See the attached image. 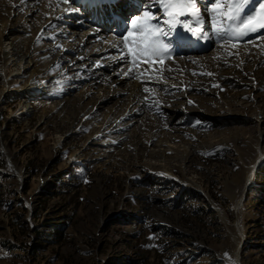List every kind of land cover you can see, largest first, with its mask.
I'll return each instance as SVG.
<instances>
[{
    "label": "rangeland",
    "instance_id": "obj_1",
    "mask_svg": "<svg viewBox=\"0 0 264 264\" xmlns=\"http://www.w3.org/2000/svg\"><path fill=\"white\" fill-rule=\"evenodd\" d=\"M16 3L0 0V24L15 23L2 49L16 50L14 63L0 74V91L3 79L44 86L27 92L24 106L33 107L27 117L21 115L23 97L0 107V264H264V127L261 160L244 188L258 157L250 122L254 116L264 121V40L233 46L215 37L217 44L204 53L217 49L215 65L196 63L189 77L170 73L180 58L168 37L170 51L159 58L133 62L125 48L121 71H138L149 91L134 119L124 120V135L111 134L109 148L105 130L115 105L92 111L90 101L80 99L98 96L89 86L72 90V106L59 104L52 94L64 70L56 68V57L68 43L34 46L31 37L52 13L44 5L46 12L28 18L27 9H13ZM19 30L30 31L29 41ZM177 31L182 40L185 31ZM38 48L50 54L42 58ZM26 61L22 76H13ZM181 93L189 112L168 121L159 106ZM146 137L166 145L165 161L151 156L156 147L145 146Z\"/></svg>",
    "mask_w": 264,
    "mask_h": 264
},
{
    "label": "bare ground",
    "instance_id": "obj_2",
    "mask_svg": "<svg viewBox=\"0 0 264 264\" xmlns=\"http://www.w3.org/2000/svg\"><path fill=\"white\" fill-rule=\"evenodd\" d=\"M13 1H15V0H13ZM16 1L19 3H16L15 6L13 5V9L14 8H16L18 10L19 9H24V10L27 9L26 11H24V13L27 14L28 18L33 13H34V15H35V13H37L40 16V14L42 13L41 11H43L45 9V8L43 9L44 5L46 6L47 11L52 13L49 18L47 17L48 19L46 21H44V23H42V22H41L42 24L40 23L41 25L39 26L38 30L31 37L30 40L32 43H34V46L36 45L40 48L41 46H43V42L48 43V41H49V42L53 43L58 39H61L64 41L66 40V43H68V47L66 49H61L59 57H56L57 58V62H56L57 67L56 68L58 69V67L60 66L59 70H62V71L64 70V73L62 72V75L60 72H59L60 74H58L59 78L60 77L62 78L63 84L61 86H57L56 88H54L55 92H54V94H52V95H54V98H56V99H58V101H60L59 104L61 102H63L62 104H64V105H71L72 106V104H70V102H68L69 98H67V97H71L70 95H71V92H73L72 90L77 89L79 86L80 87L81 86H83V87L89 86L90 89H93V88L97 89L98 96H92V95L86 96L85 95L84 97L81 96L80 99H81V101H87V102L90 101L91 105H89V106H90L91 110L93 109V110L97 111L102 106H104L105 104H109V103H112V105H115V107L113 106L115 112L110 117V122H108V125H106L107 127H109V128H107V130L109 129V131H111V129H110V127H111L112 131L110 133L107 130H105V133L108 136H110V140H109L110 142H108V144H107L110 148V146H112V144H114V142H115V138L113 139L111 134L118 133L121 135V133H123L122 134V136H123L124 135V132H123L124 128L123 127L126 126V122L124 120H126V119L130 120V118H133V115L135 114V112H139L140 108L144 104L143 88L146 87V85L148 83L139 77L138 71H136L135 73L133 72L130 75L129 74L126 75L125 77H127V78H124V76H119L121 73L123 74V72L121 70L124 67H121V65L125 62H123L124 59H123V61L121 60V57L119 55L121 53V48L117 47V46L121 45V41H120L119 37L125 35L126 30H128L131 27L129 24V19L132 16L137 15V14L142 15L143 4H145L147 2V0H116L114 5H108L107 3H104V0H68L67 3H65L64 0H26L25 3H21V0H16ZM9 2H10V0H9ZM211 2H212V0H208L209 4ZM7 3H8V1H7ZM198 3L201 4V0H198ZM10 5L11 4L9 3V6H8L9 8H10ZM38 5H39V8H38ZM4 6L5 5L3 3V7ZM138 7H141L140 11L135 12L136 8H138ZM0 8H2L1 5H0ZM152 11L155 13H159L160 9L153 8ZM19 14L24 15L23 13H20V12H19ZM16 15H18V14H16ZM48 16H49V14H48ZM33 17L34 16H32V18ZM65 17L67 18V20L64 21V24H66L67 26H65L64 27L65 29L63 30V28H60L61 27L60 25H61V22H63V18H65ZM6 18H8V17H6ZM23 18H25V17H23ZM32 18H31V21L36 20V19H32ZM164 18H166V17H164ZM205 19L207 20V17H205ZM25 20H27V18ZM95 20H96V22H95ZM20 21H19V23H21ZM23 22H25V21L23 20ZM13 23L14 22L12 20L8 19V20H3L2 23L0 24V74H3L5 66L7 65V63H9V64L14 63L13 59L16 56V50L14 48H11L9 51L6 52V49L4 51L2 49V45H1L5 41L11 40V33L10 32H11V30L15 24V23L14 24ZM96 23L97 24L100 23V24L97 25ZM152 23H156V21L154 20V21H152ZM24 25H25V23H24ZM36 25H38V24H36ZM15 27H17V25H15ZM22 28H24V27H22ZM205 28L208 31V35L211 36V38H209V39H197V37L192 36L191 33H186V32L183 33V39L182 40L181 39L177 40L178 36L176 33H173L170 37H168V39H170L174 44H177L176 48L179 51L177 54L179 56L178 58H180L179 61H177L175 64H173L174 65L173 71L172 72L169 71L171 74L185 71V74L189 77L192 73L191 69L196 63L197 64L200 63L201 66L202 65H207V66L215 65V60H212V58H214L215 53H216L215 51H217V49L215 51L209 52L208 54H204V53L208 52V50L210 48H213V44H217V41L215 40L216 36H214V39H213V36L211 34V29H210V23L205 24ZM29 29H30V27H29ZM23 30H19V33L21 34V36L25 37L27 39V41H29L28 39L31 36V34L28 35V33L30 31L27 33V31L25 32ZM38 31H39V33H38ZM176 32L180 33L177 31V29H176ZM38 37H41L39 42L37 39ZM48 37H55V38L49 39ZM58 42H59V40H58ZM51 43H50V45H51ZM242 43H244V42H242ZM56 47L57 46H55L54 48H56ZM218 47H219V43H218ZM39 48H38V50H40V52L43 53L42 58H44L45 55L50 54V52L45 54L47 52V49H45V48L39 49ZM56 49L59 50L58 48H56ZM123 50H125V49H123ZM52 51H53V49H52ZM228 53H230V52H228ZM38 54H39V52H38ZM9 58H11V59H9ZM196 58H199V59H196ZM6 59H8V61H5ZM67 59H70V61H67ZM254 59H255V57H254ZM48 61H49V59H48ZM125 64H123V65L125 66ZM29 65H30V61L24 62L21 65L20 69L16 70V72L13 74V76H15L17 78L22 76V73L25 72L24 70L28 69ZM167 69H168V67H167ZM226 70H227V68H226ZM238 71L239 70H235V73L238 74ZM236 74H235V76H236ZM170 76L171 75H169V77ZM120 77H123V78H120ZM224 77H225L224 78L225 80H229V76H224ZM32 80L34 81V78H32ZM57 81H58V79H57ZM173 81L174 80L172 78L170 80V82L172 84H174ZM219 81H221V80H219ZM11 82H13V81H11L9 79H3V88L0 91V107H4L6 104H8L7 100L14 99L15 97H18L20 99L24 98L23 104H22V108L24 109V111H22L21 115L23 117H25V116L27 117L32 112L31 110H33L32 109L33 107H31V106H29V107L24 106L26 104L27 98L29 96L27 92H29V91H30V93L31 92H33V93L39 92L41 90V87L39 88L36 85L39 84V86H41L43 83L39 82V81L37 82L35 80L34 82L31 81L32 82L31 85L29 84V85H26L23 87L22 86L19 87V86L11 84ZM56 83H59V82H56ZM239 85H242V84H239ZM34 86H36V87H34ZM42 86H44V85H42ZM243 87H244V85H243ZM124 88H126V89H124ZM162 90H164V89H162ZM89 91H91V90H89ZM197 94H199V93H197ZM46 97L48 98V95ZM172 97L173 96H171V100H169V102H167L166 100L170 99V98H167L165 100L166 102L164 101L165 105L162 103V105L159 106V108H162V111H165V112L168 111L167 112V120L171 121V122L178 116L181 118L185 117L187 112H189L188 111L189 109L187 108V101H186L188 99V96L183 97V93H181V94H177L173 98ZM81 104H83V103H81ZM139 104H140V106H138ZM64 105H63V107H64ZM184 108H186L187 110ZM29 109H30V111H29ZM219 110H220V108L217 111H219ZM191 112H193V110H191ZM263 122H262V118L259 116L252 117L251 122H250L252 124L253 129L256 132L257 147L255 148V151H256L258 157L254 160V167H252V169L250 170V174L248 176V179L245 180L244 188L247 187L248 184L250 183L252 171L254 170V168L258 165V163L261 160V158H260L261 155L259 153L258 144H259V142L262 141V134H263L262 129L264 127ZM101 132L102 131H99L98 133L101 134ZM105 133L102 132V137L103 136L105 137ZM100 134H99V136H100ZM122 143H124V142H122ZM164 143H167V142L164 141ZM144 145L145 146L148 145V147H153V148L156 147V149L151 150V153H152L151 156L155 159H162V161H165L166 155L170 154L167 150L166 145H163V143L161 144V142L159 144H157L155 142V140L152 138H147ZM218 147L221 148V146H218ZM136 150H137V148H136ZM185 161L186 160H185V156H184L181 159V161L178 163V167L182 168L183 163H185ZM157 169L160 170V167H158ZM163 173L164 172L162 171V175H165Z\"/></svg>",
    "mask_w": 264,
    "mask_h": 264
},
{
    "label": "snow or ice",
    "instance_id": "obj_3",
    "mask_svg": "<svg viewBox=\"0 0 264 264\" xmlns=\"http://www.w3.org/2000/svg\"><path fill=\"white\" fill-rule=\"evenodd\" d=\"M25 2L21 0V3ZM153 8L160 9V12H153ZM246 8L250 10L246 11ZM154 20L156 23H152ZM208 23L212 35L222 42H232L233 46L240 41L253 43L257 39L264 40V0H212L210 4L208 0H201L199 5L198 0H147L143 4L142 15L137 14L129 19L131 27L119 37L121 45L117 47L121 48V58L126 62L127 58L123 56L125 48L133 62L137 57H147L149 60L159 58L170 51V41L166 43L163 38L173 33L180 36L176 32L178 26L197 39H209L211 36L205 28ZM129 37L133 38L129 40ZM249 37L252 39H247ZM37 39L39 42L41 37ZM143 91L148 92L149 89L144 87Z\"/></svg>",
    "mask_w": 264,
    "mask_h": 264
},
{
    "label": "trees",
    "instance_id": "obj_4",
    "mask_svg": "<svg viewBox=\"0 0 264 264\" xmlns=\"http://www.w3.org/2000/svg\"><path fill=\"white\" fill-rule=\"evenodd\" d=\"M121 221H122V222L125 221V217H123Z\"/></svg>",
    "mask_w": 264,
    "mask_h": 264
},
{
    "label": "built area",
    "instance_id": "obj_5",
    "mask_svg": "<svg viewBox=\"0 0 264 264\" xmlns=\"http://www.w3.org/2000/svg\"><path fill=\"white\" fill-rule=\"evenodd\" d=\"M73 49V48H72ZM74 50V49H73Z\"/></svg>",
    "mask_w": 264,
    "mask_h": 264
}]
</instances>
